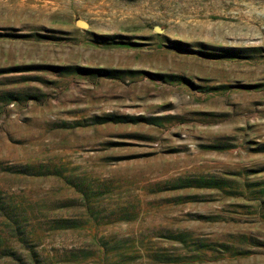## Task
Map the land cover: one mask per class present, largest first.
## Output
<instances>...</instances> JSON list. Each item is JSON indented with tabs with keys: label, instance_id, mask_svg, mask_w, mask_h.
<instances>
[{
	"label": "rangeland",
	"instance_id": "1",
	"mask_svg": "<svg viewBox=\"0 0 264 264\" xmlns=\"http://www.w3.org/2000/svg\"><path fill=\"white\" fill-rule=\"evenodd\" d=\"M0 264H264V0H0Z\"/></svg>",
	"mask_w": 264,
	"mask_h": 264
},
{
	"label": "water",
	"instance_id": "2",
	"mask_svg": "<svg viewBox=\"0 0 264 264\" xmlns=\"http://www.w3.org/2000/svg\"><path fill=\"white\" fill-rule=\"evenodd\" d=\"M79 25H83V27H85V25L84 24H82L81 22H80V24ZM156 31L158 32V33H160L162 30L161 29H156Z\"/></svg>",
	"mask_w": 264,
	"mask_h": 264
}]
</instances>
